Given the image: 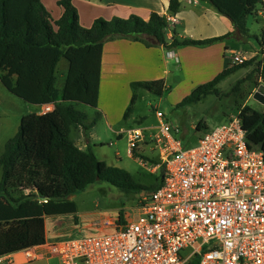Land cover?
I'll list each match as a JSON object with an SVG mask.
<instances>
[{"label": "trees", "instance_id": "trees-1", "mask_svg": "<svg viewBox=\"0 0 264 264\" xmlns=\"http://www.w3.org/2000/svg\"><path fill=\"white\" fill-rule=\"evenodd\" d=\"M183 0H169L167 14L175 15ZM227 17L236 32L256 40L259 61L250 59L238 66H229L208 83L197 86L178 107L197 104L210 95L218 96V85L239 70L253 66L235 83L234 89L254 78V88L264 85V27L258 35L249 34L248 21L255 19L262 0H201ZM62 16L51 23V17L40 0H0V83L16 98L34 105H52L50 112L32 113L20 119L17 132L0 153V259L45 243L43 225L48 216L75 215L76 205L69 198L96 182L104 181L121 191H153L161 178L150 187L133 182L123 169L109 167L98 160L89 148L81 150L72 132L85 134L87 116L69 104H81L97 109L100 82V62L105 41L124 38L146 46L151 38L164 48L207 45L222 41L232 34L203 41L180 40L171 31L165 16L152 13L147 20L135 15L127 19H96L90 28L79 24L78 13L70 0H59ZM56 28V30H55ZM145 36V38H144ZM64 59L67 70L63 86H56L57 64ZM131 90H147L157 95L163 92V82H134ZM136 96L126 108L124 120L132 112ZM246 134L262 126L264 113L244 105L238 112ZM98 117H100L98 113ZM94 122H92L93 124ZM20 189L18 199L10 190ZM123 223L122 216H118ZM39 226L27 228L26 224ZM42 224V225H41ZM42 226V229H41ZM5 227L19 228L17 234ZM194 256L187 264H198Z\"/></svg>", "mask_w": 264, "mask_h": 264}, {"label": "built area", "instance_id": "built-area-1", "mask_svg": "<svg viewBox=\"0 0 264 264\" xmlns=\"http://www.w3.org/2000/svg\"><path fill=\"white\" fill-rule=\"evenodd\" d=\"M244 62L230 57V66ZM52 109L42 106L43 113ZM156 117L149 140L144 129L127 133L129 156L140 145L157 151L162 176L158 188L140 191L135 217L108 222L112 232L25 249L29 261L45 255L58 264H187L198 256V264H264V153L247 143L239 115L194 148L183 146L161 112Z\"/></svg>", "mask_w": 264, "mask_h": 264}, {"label": "crops", "instance_id": "crops-1", "mask_svg": "<svg viewBox=\"0 0 264 264\" xmlns=\"http://www.w3.org/2000/svg\"><path fill=\"white\" fill-rule=\"evenodd\" d=\"M59 0H40L41 4L51 17L54 24L63 13L58 6ZM78 13L80 26L90 28L96 19L111 20L112 18L127 19L131 15L147 20L152 13L169 16L167 14L169 0H70ZM175 22L171 24V31L167 34L172 36V29L180 40L203 41L212 38L232 34L222 41L207 45H189L183 47L164 48L157 43L153 44L146 38L151 46L140 42L117 38L105 41L103 44L100 62V82L98 89L97 109L100 117L107 126L112 129L121 123L124 110H126L132 97L130 84L134 82H163V92L159 97H164L171 107L172 116L176 121L177 134H186L189 131L205 129L204 120H197V112L192 105L201 104L205 98L197 104H189L178 107L184 98L199 85L211 81L216 75L230 66V57L239 55L246 61L256 58L259 61L262 55L259 53L256 40L252 37L243 38L234 30L231 21L218 13L210 4L201 0H183L179 11L171 16ZM250 19L248 21L249 34L258 35L264 27V0L257 7L255 20L261 25L259 32L251 33ZM56 30V28H55ZM145 38V36H144ZM64 60V59H62ZM65 61V60H64ZM61 62V61H60ZM56 68V86L61 89L68 64ZM253 66L247 67L250 71ZM7 91V90H6ZM255 89L253 90V92ZM252 92V94H253ZM38 107L36 114H42V107ZM129 120V117L125 120ZM197 120V121H196ZM134 128H119L115 131L117 138ZM136 129V128H135ZM143 129V128H142ZM79 133L80 139H74L76 146L81 150L88 148L85 134L79 128L74 130ZM73 133V132H72ZM73 135V134H71ZM85 139L83 143L82 140ZM148 150H150L148 148ZM152 164V172H156L157 163L154 157L148 158ZM12 197L18 199L24 195L20 189L10 190ZM126 218L122 217V221ZM45 222V218H44ZM108 222L120 223L117 219ZM114 229V226H108ZM106 226L99 230H106ZM82 233V232H81ZM45 242L48 243L47 234H44ZM39 248H35L38 251ZM9 254L1 260L5 264H14ZM55 258L53 256H47ZM2 263V262H1Z\"/></svg>", "mask_w": 264, "mask_h": 264}, {"label": "rangeland", "instance_id": "rangeland-1", "mask_svg": "<svg viewBox=\"0 0 264 264\" xmlns=\"http://www.w3.org/2000/svg\"><path fill=\"white\" fill-rule=\"evenodd\" d=\"M259 24H261V21L257 23L255 19L251 20V33L259 32V27L261 26ZM65 64L66 62L61 60V68ZM250 71L245 68L228 76L218 85V96H207L201 104L192 105L193 110L197 112V120H204L205 129L199 128L197 131H189L183 135L177 134L184 147H196L199 139L205 133L226 124L229 118L237 115L244 105L264 113V105L252 98V92L255 89L254 78L246 80L238 89H234L235 83L245 77ZM131 92L132 95L136 96V99L132 112L128 115L129 120L124 122L123 114L121 123L112 129L107 126L104 119H99L98 110L81 104L69 105L87 116L84 126L88 129H86L84 136L88 141V148L93 152L94 156L98 160L105 162L109 167L123 169L128 172L135 184L150 187L161 177V170L158 169L156 172H152L153 166L148 161V158L154 157L155 163H159L158 152L148 150L147 146L140 145L131 157L128 154L127 135L123 134L121 138H117L115 131L119 128L127 127L134 129L143 128L145 138L149 140L150 137L152 138L157 133L158 119L156 112L163 114V119L173 131H175L177 126L172 116L171 107L164 97H159V95L143 89L131 90ZM128 106H130V101ZM37 112L38 107L11 95L0 83V153L4 149L5 143L15 136L20 119L23 116ZM125 112L126 110L123 113ZM92 122L94 123L92 124ZM72 134L73 138L75 137L76 139V135L79 133L76 134L73 131ZM77 139H80L79 135ZM246 140L253 149L264 153V119L262 126L247 134ZM82 142L84 143L85 139ZM139 193L140 191L138 190L126 193L104 181L88 185L84 191L76 193L69 198L76 205V214L45 217L43 233L47 234L49 242H58L97 235L101 231L99 229L103 228L104 225H106L107 229L102 230V232H112L113 229L107 226L109 220L116 221L119 215L127 220H132L135 217ZM35 226L40 228V224L29 222L26 224V227L30 229ZM17 229L19 228H3L5 232H13L14 234L18 233ZM43 251L38 249L37 252L43 255ZM188 253L189 250H186L183 255ZM11 259L14 264H58L56 258H50L45 255L41 259L29 261L22 251L11 255ZM1 262L0 264H5L2 260Z\"/></svg>", "mask_w": 264, "mask_h": 264}, {"label": "water", "instance_id": "water-1", "mask_svg": "<svg viewBox=\"0 0 264 264\" xmlns=\"http://www.w3.org/2000/svg\"><path fill=\"white\" fill-rule=\"evenodd\" d=\"M150 41L155 44L156 42L152 39H150ZM252 98L254 100H256L257 102L261 103L264 105V85H259L257 86V88L255 89V91L252 94Z\"/></svg>", "mask_w": 264, "mask_h": 264}]
</instances>
